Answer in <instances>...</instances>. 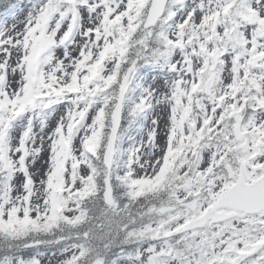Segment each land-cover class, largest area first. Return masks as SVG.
I'll use <instances>...</instances> for the list:
<instances>
[{
    "label": "snow or ice",
    "instance_id": "obj_1",
    "mask_svg": "<svg viewBox=\"0 0 264 264\" xmlns=\"http://www.w3.org/2000/svg\"><path fill=\"white\" fill-rule=\"evenodd\" d=\"M43 258L264 264V0H0V264Z\"/></svg>",
    "mask_w": 264,
    "mask_h": 264
},
{
    "label": "rangeland",
    "instance_id": "obj_2",
    "mask_svg": "<svg viewBox=\"0 0 264 264\" xmlns=\"http://www.w3.org/2000/svg\"><path fill=\"white\" fill-rule=\"evenodd\" d=\"M42 264H48V258H43L42 259Z\"/></svg>",
    "mask_w": 264,
    "mask_h": 264
}]
</instances>
